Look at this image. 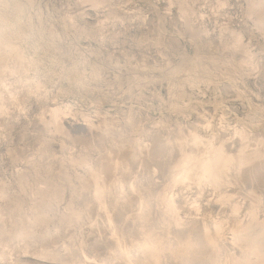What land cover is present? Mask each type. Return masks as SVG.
I'll list each match as a JSON object with an SVG mask.
<instances>
[{
  "label": "bare ground",
  "instance_id": "bare-ground-1",
  "mask_svg": "<svg viewBox=\"0 0 264 264\" xmlns=\"http://www.w3.org/2000/svg\"><path fill=\"white\" fill-rule=\"evenodd\" d=\"M36 1L0 0V78L10 77L6 84L0 82V127L11 101L25 108L27 99L44 98L57 82L60 94L70 93L72 86L78 92L89 90L84 66L88 54L64 50L62 41L69 30L76 39H99L105 24L82 25L72 14L62 16L58 24L49 22L47 28L40 9L31 11ZM111 1L79 4L97 9ZM168 1L177 3L188 20L195 47L194 55H184L173 73L190 68L205 73L206 63L217 64L219 58L198 56L201 33L190 21L191 3ZM219 1L221 6L228 3ZM247 3L264 33V0ZM120 11L112 7L109 18L125 19ZM231 33L230 54L241 56L226 62L231 63L228 70L234 78L246 65L255 67L257 58L241 33ZM64 56L70 57L71 66ZM103 74L102 65L90 71L95 81ZM260 75L264 85V70ZM135 87L143 90L146 84L132 80L123 91L133 96ZM60 96L43 107L46 111L36 120L39 134L24 132L23 143L11 152L15 162L25 161L29 167L17 171L12 180L0 179V264H264V128L254 129L260 126L255 114L234 128V139L215 131L204 134L193 124L187 129L182 124L173 132L161 131L156 121L157 127L145 128L133 115L120 118L96 104L86 109L60 101ZM140 126H144L141 133ZM136 128L139 135L128 134ZM78 145L84 150L76 151ZM192 184L202 190L211 186L218 202L230 204L232 219L209 214L182 217L174 189ZM238 199L247 200V219L237 214L243 206ZM194 207L200 211L198 204Z\"/></svg>",
  "mask_w": 264,
  "mask_h": 264
},
{
  "label": "rangeland",
  "instance_id": "rangeland-1",
  "mask_svg": "<svg viewBox=\"0 0 264 264\" xmlns=\"http://www.w3.org/2000/svg\"><path fill=\"white\" fill-rule=\"evenodd\" d=\"M81 1L37 0L31 11L35 13L37 9H40L43 24L47 28L50 25L49 22L58 24L62 16L72 14L80 17L79 23L82 25H84L83 22L85 25L90 23L88 25L93 27L105 24L102 26L103 31L101 30L99 39L93 37L76 39L75 32L69 30L62 41L65 45L64 50H73L74 53L80 50V52L84 51L85 55L88 54L89 58L84 66L87 70L85 81L89 90L86 91L81 87V90H85L84 93L78 92L77 87L72 86L70 87L72 93L60 94L58 87H55L59 85L57 82L50 86L49 93L44 94L47 98L42 96V99L41 96L36 95L39 97L37 98L33 95L32 98L27 99L25 108L18 107L13 101L9 102L7 115L3 121L4 126L0 127V179L12 180L17 171L29 167L25 161L15 162L11 152L23 143L20 137L24 132H31L28 133L30 136L39 134L36 120L42 112L46 111L43 107L53 103L54 96L61 95L58 98L60 101L75 103L86 109L96 104L101 111L120 115L121 117L118 116L120 118L133 115L135 119L141 121L142 125L144 123L145 128L158 123L157 126L161 131L173 132L178 126L184 125L183 127L187 129L193 124L198 125L204 134L215 131L220 136L226 135L230 138L234 137V128L244 126L250 115L255 114L259 120L260 129L259 127L254 129L262 132L264 85L260 74L264 70V33L259 29L254 16L249 14L247 0H227L228 3L224 6L219 4V0H189L194 11L190 21L193 28L201 33L197 42V54L203 57L206 54L216 55L219 61L216 64L205 59L208 62L205 73L196 72L190 68L177 74H174L173 70L181 65L183 56H193L195 53V47L190 40L192 28L188 20L181 16L177 3L174 4L168 0H110L111 5L96 9L89 5L82 7L79 4ZM112 2L115 4L112 5ZM110 7L121 10L125 19L112 18L111 20ZM163 25L165 30L162 28ZM233 30L243 35V41L249 45L255 59L257 58L255 67L259 66L255 68L252 64V66L246 65L243 72H236L235 77L230 78L231 72L228 69H231V60L238 61L237 58L241 57L235 55L236 57L233 58L231 55ZM156 39L163 42L157 43ZM92 50H98L99 55L96 56ZM63 58L67 66L72 65L69 56ZM226 62L231 63L228 65ZM95 65L104 67V74L98 81L90 77V71ZM9 78L4 75L0 78V82L5 81L6 84ZM132 80L146 84V87L143 90L135 87L133 96H129L124 92L123 87ZM153 80H160L161 83L147 84ZM10 82L17 85L15 80ZM61 85L68 86V83L62 82ZM10 97L13 96L10 95ZM208 121L209 127L206 126ZM143 128L144 126H140L139 133L143 131ZM137 130V128L133 129V133L129 131L128 134L139 135ZM83 150L84 148L78 145L76 151ZM91 153L97 155L96 151ZM198 187L192 184L189 187L182 185L174 189L177 192L175 197L180 205L182 217L188 219L197 214L200 216L209 214L210 218L220 216L230 221L233 214L230 204L218 202V193L211 186H205L204 190ZM68 197L67 194L66 198ZM262 200L264 204V197ZM238 201L243 206L237 214L247 219V200L238 199ZM196 204L200 206L199 212L195 210ZM263 204L262 208H264ZM84 229L86 230L87 227Z\"/></svg>",
  "mask_w": 264,
  "mask_h": 264
}]
</instances>
